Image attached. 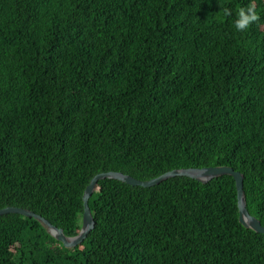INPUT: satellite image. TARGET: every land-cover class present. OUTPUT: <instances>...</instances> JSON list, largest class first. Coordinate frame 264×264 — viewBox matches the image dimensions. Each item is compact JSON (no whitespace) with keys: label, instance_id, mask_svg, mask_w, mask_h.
<instances>
[{"label":"trees","instance_id":"obj_1","mask_svg":"<svg viewBox=\"0 0 264 264\" xmlns=\"http://www.w3.org/2000/svg\"><path fill=\"white\" fill-rule=\"evenodd\" d=\"M252 2L260 19L237 31L250 0H0V209L73 237L97 174L230 166L264 226V0ZM89 206L95 227L73 248L0 216V264H264L232 176L101 180Z\"/></svg>","mask_w":264,"mask_h":264},{"label":"water","instance_id":"obj_2","mask_svg":"<svg viewBox=\"0 0 264 264\" xmlns=\"http://www.w3.org/2000/svg\"><path fill=\"white\" fill-rule=\"evenodd\" d=\"M225 175L232 176L236 182L239 220L241 224L247 229H251L257 233L264 234V226L262 225L260 220L251 215L247 209L246 194L244 191L245 177L241 172L236 171L230 166L175 169L148 181L138 180L130 175L115 171L98 174L91 180V182L85 189L83 195L84 212L82 218V226L78 234L73 237L66 236L62 228L55 226L48 219L28 209L19 207H6L0 209V216L6 214H20L25 217L34 218L42 224V226L47 230V232L51 236H53L57 241L63 243L66 248H73L82 244V242L87 238V236L95 227L96 222L93 218L89 206V200L94 194L98 182L101 180L113 179L129 184L131 186H141L144 188H150L175 177H189L203 184H206L215 178L222 177Z\"/></svg>","mask_w":264,"mask_h":264},{"label":"clouds","instance_id":"obj_3","mask_svg":"<svg viewBox=\"0 0 264 264\" xmlns=\"http://www.w3.org/2000/svg\"><path fill=\"white\" fill-rule=\"evenodd\" d=\"M232 10L228 7L223 9V15L225 17L232 16ZM260 19L259 15L256 12V5L252 0L245 7H240L236 11V19L234 20V26L237 31H245L248 27L257 22Z\"/></svg>","mask_w":264,"mask_h":264},{"label":"bare ground","instance_id":"obj_4","mask_svg":"<svg viewBox=\"0 0 264 264\" xmlns=\"http://www.w3.org/2000/svg\"><path fill=\"white\" fill-rule=\"evenodd\" d=\"M105 173H106V172H105ZM100 174H101V173H100ZM97 175H98V174H97ZM94 177H95V176H94ZM94 177H93V178H94ZM244 177H245V176H244ZM93 178H92V179H93ZM244 179H245V178H244ZM244 191H245V190H244ZM245 194H246V193H245ZM237 199H238V196H237ZM246 200H247V199H246ZM240 223H241V222H240ZM250 230H251V229H250Z\"/></svg>","mask_w":264,"mask_h":264}]
</instances>
